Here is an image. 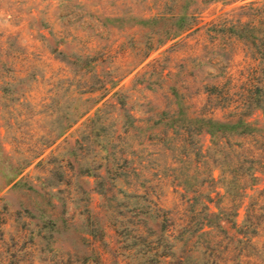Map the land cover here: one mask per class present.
<instances>
[{
  "label": "rangeland",
  "instance_id": "rangeland-1",
  "mask_svg": "<svg viewBox=\"0 0 264 264\" xmlns=\"http://www.w3.org/2000/svg\"><path fill=\"white\" fill-rule=\"evenodd\" d=\"M243 1L0 0V237L8 239L14 262L23 258L15 264H264V231L248 240L230 221L194 231L200 195L192 190L203 182L202 157L185 159L176 130L157 131L175 106L171 84L189 96L183 107L194 114L207 106L197 90L222 72L216 67L228 57L237 76L244 63L239 43L203 48L204 35L184 36ZM192 10L201 20L166 40L175 24L171 15ZM126 71L95 104L100 110L93 122L80 125L81 117L33 157L14 184L6 183L11 162L34 156L76 107ZM250 119L262 124V113L254 110ZM197 138L203 153L209 136ZM156 173L186 188L180 199L170 192L173 185H164L169 192L160 201L163 207L182 203L185 231H171L166 222L163 229L153 217L161 212ZM262 186L259 174L254 188ZM256 206L264 216V194ZM243 212L239 207L235 220L241 227Z\"/></svg>",
  "mask_w": 264,
  "mask_h": 264
},
{
  "label": "trees",
  "instance_id": "trees-1",
  "mask_svg": "<svg viewBox=\"0 0 264 264\" xmlns=\"http://www.w3.org/2000/svg\"><path fill=\"white\" fill-rule=\"evenodd\" d=\"M221 1L224 3L235 0H204ZM175 24L168 31L165 39H173L181 32L191 28L194 24L201 20L197 11L192 10L187 13L172 14ZM192 31L186 33V37L190 32H196L198 35H204L206 42L203 48L220 47L221 49L230 46L233 43H239L244 51V63L239 69L237 76L231 70L232 66L228 62L229 57L224 60L219 67L222 72L213 75L211 82L203 84L201 90L197 93H204V110H197L194 114H186L183 107V98L189 97L187 94L182 95L177 89V84H171L170 94L174 108L171 114L166 116V122L163 126L157 128L158 133L166 135L170 129L172 134L176 133V140L184 142L185 159L192 160L194 156L202 157L204 178L203 182L192 190L193 193L200 195L195 198L193 214L195 224L194 231L214 230L222 227V222L230 221L234 232L240 233L250 240L252 237L259 235L260 231H264V216L260 214L256 201L260 195L264 194V186L254 188L259 179V174L264 175V0H244L234 9L224 11L215 18L204 21L200 25L195 26ZM179 38L174 39L172 46L179 43ZM187 42H183L186 44ZM159 44V42H158ZM187 48L192 51L195 48L191 44H187ZM149 51L145 52L146 56ZM85 60L89 56L88 52H83ZM80 54H75V58H82ZM220 61L210 62L209 64L216 66ZM263 71V72H262ZM128 71L123 73L117 79H111L109 87H105L104 91L96 98H93L89 104L85 102L87 97L82 98L85 103L80 107H76L73 116L60 124L54 136L43 142V146L34 156L24 157L15 160L9 165V177L6 183L13 181L32 160L33 157L43 152L44 148L50 145L56 138L61 136L72 124L76 123L81 117L80 125H86L93 122L100 105H95L98 100L113 87L118 79L124 76ZM87 90H83L85 92ZM112 93L116 94L117 90ZM82 95V94H81ZM102 104V103H101ZM93 107V110H91ZM215 109H219L221 116L212 115ZM259 110L262 113L263 122L257 124L250 119L251 113ZM192 127V128H191ZM200 132L208 134L209 144L202 152L201 144L197 138ZM212 168L218 169L217 177L212 175ZM143 180V179H142ZM149 180L144 179V183ZM152 181L155 183V200L158 210L153 217L157 223L163 225V229L168 226L171 231H185L187 223V214L184 208H180L182 203L175 206H161L160 201L164 200L168 194L164 185H173L172 193L184 197L185 187L179 190V184H168L167 178L159 173L154 174ZM16 181H13V184ZM143 192L146 194L151 188L143 186ZM161 188V189H160ZM248 189H252L248 193ZM250 199V204L244 203L245 199ZM250 205V206H249ZM212 206L216 210L212 209ZM243 206L244 212L241 219V225H238L236 215L239 207ZM180 208V211H179ZM262 216V219L259 218ZM259 217V218H258ZM183 224H185L183 226ZM165 227V228H164ZM21 236L16 235V239ZM9 239L13 236L8 237ZM8 239L0 237V264L19 263L23 258L17 259L13 250L8 251ZM16 245V242H14ZM205 248V247H204ZM21 254H17L19 256ZM23 255V254H22ZM23 261V260H22Z\"/></svg>",
  "mask_w": 264,
  "mask_h": 264
}]
</instances>
